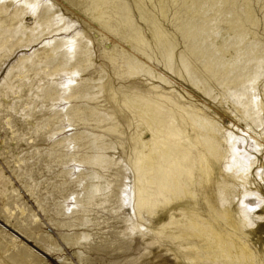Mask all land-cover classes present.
Masks as SVG:
<instances>
[{"label": "bare ground", "instance_id": "bare-ground-1", "mask_svg": "<svg viewBox=\"0 0 264 264\" xmlns=\"http://www.w3.org/2000/svg\"><path fill=\"white\" fill-rule=\"evenodd\" d=\"M74 1L97 31L112 74L108 65L96 66L92 40L66 22L52 0H0L5 43L0 53L32 47L7 64L0 88L19 91L23 73L43 72L48 80L40 78L36 88L42 97L63 101L55 110L66 117L67 127L74 128L77 119L92 128L75 127L53 142L78 137L74 149L85 148L74 176L83 190L79 200L73 196L70 210L82 202L84 214L95 197H101L97 205L115 198L123 229L149 235L160 264H264V201L252 212L238 202L251 190L264 196L250 171L257 160L245 163L233 153L225 126L216 119L219 107L228 110L261 146L264 133L252 127L260 118L254 112L264 103V41L254 26L262 22L264 28V12L257 19L253 11L257 3L264 9V0ZM59 70L67 73L55 79ZM125 71L137 78L126 81ZM109 164L123 167L127 189L111 179L122 174L97 170ZM17 228L12 229L24 238L31 232ZM7 251L14 264L36 257L17 236L0 229V252ZM0 264H8L1 255Z\"/></svg>", "mask_w": 264, "mask_h": 264}, {"label": "rangeland", "instance_id": "rangeland-1", "mask_svg": "<svg viewBox=\"0 0 264 264\" xmlns=\"http://www.w3.org/2000/svg\"><path fill=\"white\" fill-rule=\"evenodd\" d=\"M52 1L56 6H60L66 22H70V25L73 24L71 22H74L73 28L81 30L89 40H92H90L93 47L92 59L96 66L104 63L108 65L109 72L112 74L111 65L100 54V45L96 41L98 36L95 34L97 31L93 27L90 28L87 18L82 16L83 5H77L74 0L75 6H72L71 0ZM11 2L9 1V3ZM169 8L171 11L175 9L171 5ZM72 9L77 11L74 12ZM170 10L168 9L169 14L171 13ZM263 10L259 3L254 6L253 14L257 19L262 17ZM254 30L257 37L259 36L258 38L264 41L262 22H258L254 26ZM108 35L113 37L110 33ZM1 43L4 47L5 43L0 40ZM29 48L32 49L31 46H17L13 47L14 50H12L11 55L0 53V78L6 67L17 59L14 57L29 54L31 52ZM50 53L46 55L45 59L52 56ZM16 73L17 70H15ZM66 73L64 70H59L54 78L60 79ZM124 73L123 77L126 81L137 78L136 74H132L131 77L128 72L125 71ZM57 74L58 76H56ZM22 75L25 76L19 91L0 88V229L17 236L31 248L36 257L24 264H160L161 259L157 256L156 244H148L147 242H150L149 235L143 237L138 229L134 230L133 233L130 229H123L126 226L123 218L120 217L123 210H116L118 204L115 202V198L112 197L105 202L107 205L105 203L97 205L101 197H95L90 205L85 204L88 208L84 214L81 211L82 202H78L79 204L70 210V207L81 198L80 194L83 190V185L78 183L74 176L76 163L83 157L82 153H84L85 148L74 149L73 145L80 143L78 137L65 140L61 144L62 146L53 144V142L63 134L73 131L75 127L77 129L92 128L89 125L81 124L82 121L77 119L74 128L67 127L68 120L66 117L61 111L56 112L63 101L58 98L52 100L49 97H42V91L36 88L40 78L43 79L42 82L44 79L48 80L43 72L35 73L33 70H28ZM254 102H258V99L255 98ZM210 103L214 105L213 109L218 107L215 105L217 103L215 100H210ZM229 103L226 102L228 106L231 104ZM262 105L261 110L254 112V117L257 120L260 117V122L257 121L258 123L253 124L252 127L260 136L264 133V129L260 128L264 125V103ZM218 109H220L221 114L216 119H219L220 121H218L225 126L224 134L225 132L227 134L225 137H227L228 143L233 145V149L235 148L232 149L233 153L234 151L239 152L238 157L245 163L257 160L251 166L250 171H252L253 180L257 181L260 192L263 191L264 193V139H262L261 146L258 147L254 139L248 135L249 129L242 121L234 119L228 110L223 111L222 107ZM66 144H69V147H66ZM261 147L263 149L259 150ZM120 153H116L115 160ZM123 159L122 162L125 163V158ZM235 160V158L231 159L233 162ZM82 165L88 167L86 163ZM120 165L122 164H118V166ZM69 168L72 170L65 171ZM97 170L106 175L115 171L122 174L121 178L118 176L111 179L114 181L121 180L123 187L121 188L127 189L125 188V184H128V179L125 178L127 173H124L123 167L109 164L106 170L100 166ZM121 188L118 193H120ZM256 191L244 192V195L238 200L250 212L257 210L264 201V196ZM73 196L77 197L75 202ZM5 207H8L9 210L6 211ZM21 207L24 211L21 210ZM124 211L127 212V210ZM83 215L89 219L85 225L82 224L81 217ZM14 224H17L16 227ZM17 227L29 229L31 232H26L27 235L24 238L13 230ZM83 234H86V238H81ZM8 253L9 251L0 252V255L8 264H14L10 262Z\"/></svg>", "mask_w": 264, "mask_h": 264}]
</instances>
